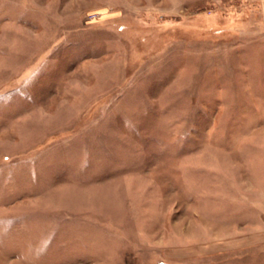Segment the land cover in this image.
<instances>
[{
    "label": "rangeland",
    "instance_id": "rangeland-1",
    "mask_svg": "<svg viewBox=\"0 0 264 264\" xmlns=\"http://www.w3.org/2000/svg\"><path fill=\"white\" fill-rule=\"evenodd\" d=\"M260 0H0V264H264Z\"/></svg>",
    "mask_w": 264,
    "mask_h": 264
},
{
    "label": "crops",
    "instance_id": "crops-1",
    "mask_svg": "<svg viewBox=\"0 0 264 264\" xmlns=\"http://www.w3.org/2000/svg\"><path fill=\"white\" fill-rule=\"evenodd\" d=\"M259 10L262 17V25L264 27V0H260Z\"/></svg>",
    "mask_w": 264,
    "mask_h": 264
}]
</instances>
